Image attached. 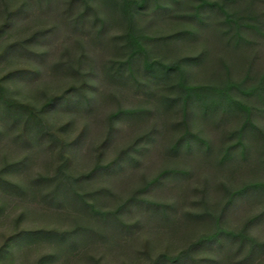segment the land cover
Returning a JSON list of instances; mask_svg holds the SVG:
<instances>
[{"label":"rangeland","instance_id":"1","mask_svg":"<svg viewBox=\"0 0 264 264\" xmlns=\"http://www.w3.org/2000/svg\"><path fill=\"white\" fill-rule=\"evenodd\" d=\"M209 1L257 27L245 43L227 39L214 9L189 21L196 0H147L131 24L155 37L150 59L196 55L186 77L199 102L185 115L176 70L152 77L140 56L133 76L123 65L115 77L129 52L121 0H0V83L23 105L0 100V247L14 237L0 264H172L180 253L175 264H240L237 239L198 240L219 229L264 243V112L220 160L245 113L207 105L228 77L264 88V0ZM256 94L235 95L258 108ZM186 127L204 143L170 149ZM241 264H264V248Z\"/></svg>","mask_w":264,"mask_h":264},{"label":"trees","instance_id":"2","mask_svg":"<svg viewBox=\"0 0 264 264\" xmlns=\"http://www.w3.org/2000/svg\"><path fill=\"white\" fill-rule=\"evenodd\" d=\"M147 3V0H121V2L119 3L120 9L121 11L128 17V21H129V29L127 30V32H125V34L122 36L124 37L125 40V47L127 49H129L128 55L126 57L125 60H123L121 62V65H119L118 68H115V77L120 76L121 79L125 80V76L123 75V71L127 70L128 71V75L129 76H133V69L136 65V61L138 60V58L141 56L142 57V69L145 72H149L152 73V77L156 76V77H161L162 75L164 76H172L174 70H176L179 74V80L177 81V87L179 89V91L181 92V95L179 96L180 100H181V104H182V109L184 110V114L186 115V112L188 110L189 104L196 100L197 102H199L198 100V87H196V84H188L187 83V70H188V66L189 65H193L194 63V58L196 55L191 56V57H183L177 64L172 65V64H164L162 63L160 60H153L150 59V57L148 56V52L147 51V45L145 44V39L146 38H151L152 40H156L155 37H148L141 34H137V32H135L134 28H132L133 26L131 25L133 22V17L136 14H139V11H141V9L144 8L145 4ZM227 3L225 2H217V1H209V0H196V3L193 6V11L191 13H187L185 16H187L189 19V21H193L195 15H198L199 18L203 17L205 19V17L209 16V12L211 9H214L215 11H217V13L222 14V21H221V25L226 26L223 29V33L227 34V39L230 42H234L235 45H239L240 40H244L245 43V38L242 37V32L245 31V29H249L252 28L254 30H256V26L254 24H248L246 22L242 21V17L238 16L236 14V12H229L228 10L225 9ZM155 7H158V4H155ZM165 9V8H164ZM205 15V16H204ZM186 30H182L181 32L170 35V36H165L164 38H162V41L165 42L167 40L172 39V37L174 39H176V36L179 35V37H184L185 33L184 32ZM189 31V30H188ZM236 34L238 36H236ZM160 38V37H159ZM178 40V39H177ZM125 65L126 68L125 70H122L121 72H119V69H121L120 67ZM152 70H156L158 73L154 74L153 72H150ZM123 76V78H122ZM241 82H234L232 79H230L228 77V80H226V82L220 86V88H218L217 92H220L217 97L215 95L213 96H209V100H208V104L210 105L212 104H216L218 103H225L226 105H228L227 107H235L236 111H240V112H244L245 113V121L243 123V126L237 130L235 132L236 136H237V141L234 142L233 144H231L227 149H225L223 151V153L220 156V160H222V158H225L227 155H231L230 151L232 150V148H236L237 146H239V144H241L242 146H244L243 144V139H244V135H245V127L248 125V123H250V118L253 115V111L255 109L258 110V112H264V88H261L260 84H258L257 86H253L250 87L248 89L242 88L241 87ZM170 84V83H169ZM172 85V84H171ZM174 86V85H173ZM262 91V93L258 92ZM257 91V97L260 99L262 105L260 107H253L251 105H248L246 103H242L241 99L236 97V93L239 92L241 94H243L244 96H252V93ZM61 98H64L65 95L60 96ZM178 99V97L176 98ZM0 100L4 102V104L6 105V107H23L22 104H19L16 100H14L12 97H7L6 95V90L5 88L2 86V84L0 83ZM202 100V99H201ZM51 102V100L46 102V105H49ZM205 106V105H204ZM30 111V115H34L33 112L31 111L30 108H28ZM44 109V107H43ZM121 109H119L117 112H115L113 114V116H118ZM222 117H226V115L228 113H230L228 111L227 108H224L222 110H217ZM40 115H42V113H39ZM254 125V124H253ZM146 137H149L148 135H146ZM196 139L197 141H201V143L203 144L204 141H202L203 139L198 137V135L192 133L191 131H188V128L186 127L185 133L176 141H174L171 145H170V149H173L175 151H177L178 148H180L183 143L185 145V147L189 148L191 147V141L192 139ZM200 147H202V145H200ZM219 163H222L220 161H218ZM118 164V163H117ZM96 168L93 169V171H95ZM165 169H162V172H165ZM158 176V175H157ZM156 176V177H157ZM155 178V177H154ZM260 186V190L264 191V182H260L259 184ZM247 188H245L244 190H246ZM248 191V190H247ZM233 201V200H232ZM84 203V202H83ZM91 205V204H89ZM92 212L93 213H97V211L92 208ZM39 233V232H37ZM221 233L231 237L232 239H237L240 243V245L243 247L245 245H247L245 247V250L243 251V258L241 260H239V263H244L245 261L252 259L253 255H255V253L259 250L264 248V243L258 242L255 238L246 235L243 232H233V231H226V230H216L215 232H213L212 234H209L207 236H202L198 241H202L203 239L206 240H210V239H218L219 240V236L221 235ZM27 235H31V234H27ZM14 240V237H10L7 240L4 241V244L0 247V254L1 252H3V247L7 246L10 241ZM5 249V248H4ZM183 257L184 254H178L177 256H174L172 258H170V263L175 264V263H182L183 261Z\"/></svg>","mask_w":264,"mask_h":264}]
</instances>
